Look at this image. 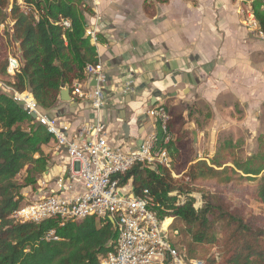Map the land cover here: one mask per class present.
<instances>
[{
    "label": "trees",
    "instance_id": "1",
    "mask_svg": "<svg viewBox=\"0 0 264 264\" xmlns=\"http://www.w3.org/2000/svg\"><path fill=\"white\" fill-rule=\"evenodd\" d=\"M24 1L34 4L41 16L35 21L13 2L9 14L13 37L9 41L13 53L21 55L22 64L13 76L12 86L18 91L31 87L40 107L47 110L53 107L64 85L84 78L87 63L98 62L96 46L85 34L83 11L89 7L83 0ZM8 4L9 0H0V20L4 18L2 8ZM253 9L264 29V10L259 9V4ZM59 17L70 19L71 27L63 30L54 24ZM15 40L18 46L13 43ZM6 48L0 43L3 78L7 75ZM167 112L171 115L168 130L174 140L166 147L171 165L181 177L172 178L162 166L151 170L138 163L119 175L120 185L130 179L135 193L149 189L159 204V214L173 217V244L185 245L190 253L200 250L207 254L203 257L205 264H264V228L255 225V218L246 213L245 206L230 208L216 192L208 191L203 193L201 208H194L190 196L178 202V195L187 194L195 183L208 180L238 184L257 180L251 193L255 200L264 202V164L249 167L241 163L229 140L220 145L210 163L198 159L189 164L194 158L182 140V115L173 113V109ZM32 121L18 102L0 91V264H98L99 257L115 247L117 230L110 219L90 216L60 225L55 218L19 223L11 216L14 209L26 203L21 189L37 183L35 173L44 172L48 162L41 145L53 136ZM21 173L25 175L19 182ZM51 230L58 235L57 240L45 238Z\"/></svg>",
    "mask_w": 264,
    "mask_h": 264
},
{
    "label": "crops",
    "instance_id": "2",
    "mask_svg": "<svg viewBox=\"0 0 264 264\" xmlns=\"http://www.w3.org/2000/svg\"><path fill=\"white\" fill-rule=\"evenodd\" d=\"M261 2L87 1L89 10L83 11V16L98 36L97 58L108 75L107 104L94 110L88 99L74 97L70 92L74 103L61 101L58 96L45 112L67 122L68 136L88 122L99 120L107 125L111 143H138L137 136L152 128L145 110L151 90L159 88L170 96L157 98L155 105L181 114L182 132L188 128L195 147L213 152L197 156L189 164L198 159L210 163L220 145L232 141L226 138L218 147L220 137L233 134L245 139L256 132L264 118V38L256 32L261 27L253 9L258 3L264 10ZM251 12L255 26H249ZM128 80L134 82L132 91L123 96ZM150 80L155 82L146 83ZM145 83L151 88L145 89L141 97H133L136 88ZM124 122L129 124L127 141L123 139ZM190 122L195 126L196 139ZM246 140L245 147L250 137ZM41 149L51 163L48 169L45 167L49 180L43 187L49 190L52 182L68 170L70 162L65 147L58 146L54 138L42 144Z\"/></svg>",
    "mask_w": 264,
    "mask_h": 264
},
{
    "label": "built area",
    "instance_id": "3",
    "mask_svg": "<svg viewBox=\"0 0 264 264\" xmlns=\"http://www.w3.org/2000/svg\"><path fill=\"white\" fill-rule=\"evenodd\" d=\"M14 1L23 14L32 16L35 21L41 16L34 4L24 0H9L3 9L0 43L6 44L9 51L7 75L0 77V91L18 102L30 116H35H31L32 122L44 126L57 145L65 147L70 163L68 170L52 182L49 190H43L48 184L47 174L39 177L33 199L14 209L11 216L19 223H37L55 218L60 225L90 216L97 220L110 219L117 230L115 247L102 254L98 264H205L203 258L192 256L173 244L170 235L173 217L159 214V204L149 189L135 193L131 182L119 183V175H124L138 163L151 170H157L158 166L171 169L172 158L166 146L174 136L168 130L169 114L164 105L146 107L145 112L153 124L151 130L137 136L138 143H111L107 125L99 120L88 122L73 136H68L66 121L46 113L27 88L18 91L12 86L13 76L22 64L19 52L13 53L14 49L10 51L9 47V40L13 37V20L9 14ZM261 1L264 7V0ZM250 16L249 26L257 25L252 12ZM54 24L60 25L63 30L71 27L70 19L64 17H59ZM256 32L264 38V29L257 28ZM85 34L92 44L97 45L98 36L93 29L86 26ZM13 43L18 46L16 40ZM83 74V79L72 81L70 92L74 97L88 99L92 109L100 110L109 97L108 75L99 60L95 64L87 63ZM91 81L94 84L88 83ZM133 83V80L126 82L123 96L132 91ZM186 196L193 198L195 209L201 207L200 203L198 206L194 204L195 196L191 192L178 195V202H183ZM168 218L171 222L165 224ZM176 232L173 231L174 234ZM45 238L57 240L59 237L51 230Z\"/></svg>",
    "mask_w": 264,
    "mask_h": 264
},
{
    "label": "rangeland",
    "instance_id": "4",
    "mask_svg": "<svg viewBox=\"0 0 264 264\" xmlns=\"http://www.w3.org/2000/svg\"><path fill=\"white\" fill-rule=\"evenodd\" d=\"M258 4V3H256ZM5 8V7H4ZM2 8V11L3 9ZM10 51H13L14 47L11 46L9 42ZM7 48H6V55H7ZM4 57V56H2ZM0 57V70L4 66V59ZM0 74L3 73L0 71ZM43 109V108H42ZM45 111V109H43ZM187 128V127H186ZM250 137L249 145L244 146L245 142L247 143L246 138ZM230 138L235 143V149H236V156L241 163H245L249 167H255L257 165L264 164V118L260 122V125L258 126L256 132L250 136H247L245 139L242 136H233V134H226L223 137H220L218 139V147L219 144L222 142V140ZM183 142L186 143V148L191 150L192 157L195 159L197 156H208L209 154L213 153L208 149L202 150L200 148H197L192 143V137L190 135L189 129H185L182 135ZM217 149V148H216ZM216 151V150H215ZM216 153V152H215ZM214 157V156H213ZM210 161L212 159H209ZM230 164V163H229ZM172 178L179 179L181 177V174L178 175L176 171L173 169L171 165V169L169 170ZM41 174H47L44 172H36L35 173V179H39L41 177ZM174 174V175H173ZM228 174H230L228 172ZM25 173H21L19 176V182H22V179L24 177ZM260 175H258L259 177ZM182 181H185L183 179H180ZM131 180L129 179L127 183H130ZM132 184V182H131ZM257 185V180L254 181H247L243 182L241 184H238L236 182L231 183H220L217 180H208L203 181L199 183H195L193 185L191 193L195 196L194 197V204L196 206L199 205L202 207L203 205V193L204 192H216L222 199H224L230 206V208L239 207V206H245L246 207V213L248 215H251L255 218V225L259 228H264V202H259L254 199L252 196V190ZM37 183L36 181L29 186L23 187L21 189L22 196L24 197V200L29 201L33 199V192L37 189ZM191 189V188H190ZM200 207V208H201ZM171 222V220L168 218L165 221V224H168ZM181 249H185L190 255L196 256V257H205L206 255L201 252L200 250H194V252H191V254L187 247L185 245L177 246ZM214 250L209 251V254L212 255V252Z\"/></svg>",
    "mask_w": 264,
    "mask_h": 264
},
{
    "label": "water",
    "instance_id": "5",
    "mask_svg": "<svg viewBox=\"0 0 264 264\" xmlns=\"http://www.w3.org/2000/svg\"><path fill=\"white\" fill-rule=\"evenodd\" d=\"M149 82L153 83L155 81L154 80H150V81H147L146 83H149ZM146 83L144 85H140V86H138L136 88V90L133 92V97H141L143 95V92L145 91V89H150L151 88ZM92 84H94V82H92ZM27 90L30 93H32L31 87H28ZM168 96H170V94L163 93L159 88H153L151 90V98H150V102L148 103V106L155 105V102H156L157 98L165 99ZM59 99L61 101H71L72 103H74V101L72 100V97L70 95V89H69L68 85H64L59 90ZM143 115H145V114L143 113ZM31 116L33 118L35 117L33 114ZM189 127L192 130V135H193L194 139H196V131H195V126H194L193 122L189 123ZM122 131H123V139H124V141H127L130 138L128 122H124L122 124ZM139 135H141V134H139ZM50 165H51V163L48 162L47 165H46V169H48ZM43 175L44 174H41V176H43ZM112 223L114 224L113 221H112Z\"/></svg>",
    "mask_w": 264,
    "mask_h": 264
}]
</instances>
